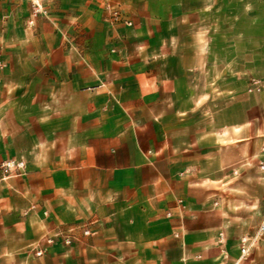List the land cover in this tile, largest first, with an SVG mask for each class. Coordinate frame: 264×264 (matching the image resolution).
I'll list each match as a JSON object with an SVG mask.
<instances>
[{"label":"rangeland","instance_id":"374dc122","mask_svg":"<svg viewBox=\"0 0 264 264\" xmlns=\"http://www.w3.org/2000/svg\"><path fill=\"white\" fill-rule=\"evenodd\" d=\"M149 113L170 129L158 156L173 165L161 171L188 182L174 188L183 222L173 245L181 231L189 255H205H186V264H215L222 249L238 259L241 237L264 220V0H0V264L146 263L155 250L78 253L100 236L101 217L51 220L24 178L37 146L61 144L98 116L143 125L136 116ZM171 114L186 125L166 121ZM11 159L25 161L22 174L5 170ZM71 226L72 244L45 243ZM181 262L172 250L168 263ZM240 264H264V234Z\"/></svg>","mask_w":264,"mask_h":264},{"label":"crops","instance_id":"0c3cea01","mask_svg":"<svg viewBox=\"0 0 264 264\" xmlns=\"http://www.w3.org/2000/svg\"><path fill=\"white\" fill-rule=\"evenodd\" d=\"M137 101L143 104L142 98ZM153 101L150 98L151 104ZM86 103L94 104L95 100L90 98ZM118 116L89 119L91 128L70 129L63 143L37 146L40 156L36 162H29L24 178L30 202L35 198L43 201V214L49 211L53 221H75L96 213L101 217L104 227L100 236L78 245L77 252L82 255L94 249H149L155 251L146 257L145 264H169V254L176 250L181 261L193 249L187 246L191 242L184 234L174 246L170 233L175 222H183L174 188L188 182L162 172L164 164L172 167L173 162L169 155L158 156L168 147L170 129L158 123L157 113L135 115V120L138 117L146 122L143 125L128 123L123 114ZM167 117L168 122L186 125V118H174V114ZM95 120L100 123L94 125ZM168 210L173 211V218L167 216ZM186 221L189 223L188 216ZM124 255L118 251L119 260ZM189 256L197 259L205 255Z\"/></svg>","mask_w":264,"mask_h":264},{"label":"built area","instance_id":"2783aa9c","mask_svg":"<svg viewBox=\"0 0 264 264\" xmlns=\"http://www.w3.org/2000/svg\"><path fill=\"white\" fill-rule=\"evenodd\" d=\"M5 167V170H10V169H19L20 174H22V171H24L25 169V161L24 160H15V159H11V160H7L5 162H3L2 164ZM264 166V165H263ZM183 201L180 200V203H182ZM181 206H184L183 204H181ZM169 215L172 214L171 211L168 212ZM83 227L82 228V233L84 235H91L94 233L93 229L89 226H80ZM77 228L78 226H71L68 229H57L55 230L53 235L50 236H45V243L46 244H51L54 243L56 238L59 237L61 238L62 242L66 245L72 244L75 240L79 239V234L77 232ZM264 234V220L263 222L260 224L258 230L255 232V234L253 235H244L241 237V241H240V251L241 254L239 256L238 259L236 260H231L229 259V254L226 250H223L222 253L220 254L218 260L216 261L215 264H240L241 260L243 258H246L247 255L250 253L251 248L259 241V239H261L262 235ZM176 237L179 238H183V234L181 233V231H177L176 232ZM221 237V241L223 239V233L220 234ZM36 254L37 255H43L44 252L47 250L46 246H43V244L39 243L36 246ZM181 264H186V258L184 257L182 259Z\"/></svg>","mask_w":264,"mask_h":264}]
</instances>
